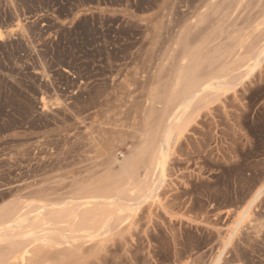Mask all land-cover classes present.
Returning <instances> with one entry per match:
<instances>
[{"label":"rangeland","instance_id":"1","mask_svg":"<svg viewBox=\"0 0 264 264\" xmlns=\"http://www.w3.org/2000/svg\"><path fill=\"white\" fill-rule=\"evenodd\" d=\"M0 33V264H213L264 183V0H0ZM98 193L104 234L28 235ZM222 252L264 264V190Z\"/></svg>","mask_w":264,"mask_h":264},{"label":"bare ground","instance_id":"2","mask_svg":"<svg viewBox=\"0 0 264 264\" xmlns=\"http://www.w3.org/2000/svg\"><path fill=\"white\" fill-rule=\"evenodd\" d=\"M3 37L4 36L0 33V39H3ZM263 57H264V50L263 51H260L258 53V55L255 58V62H254L255 64L254 65L255 66H258L260 64L261 60L263 59ZM222 70H223V72H220V73H218V74H216L214 76H211L208 79H202V80H198L197 79L198 81L197 80L192 81V83L189 85V89L187 90V87H186L185 90H183L182 94L179 95L176 98V100H175V105H174L175 107H174V109L176 110V112L173 114V117L170 119L168 125H170L171 123H174V124L177 123L178 124V120L180 121L181 119H183V118H180L179 116L181 114H184V116L187 114L186 113V110L189 107L192 108L191 105H193L192 104L193 100L196 97H198L201 93L208 92V90H211V89L213 90V89L219 88L220 85H225V83L227 81L226 80L227 79V75H225L226 74V71H224V69H222ZM209 92H211V91H209ZM195 102H193V103L195 104ZM169 103H170V101H169ZM180 125L181 124L179 123V125L177 127H179ZM177 129H179V128H177ZM174 132H176V131H174ZM168 136L169 135L165 136V138H164V136L162 137V138H164V143L161 142V148L159 149L160 150V160H161L162 165L165 163V160H166L167 154H168V140L170 139V138L168 139ZM162 143H163V145H162ZM169 149H170V147H169ZM157 157H158V155H157ZM158 160H159V158H158ZM156 167H158V166H156ZM155 171H156V169H155ZM153 174H154V172H153ZM129 178H130V176H129ZM131 179H132V177H131ZM129 181H131V180H129ZM133 181H134V179H132V182ZM130 184H131V182H130ZM125 185L127 187V181H126V184ZM153 190H152V192H155ZM263 190H264V183H263V185L261 187H259L254 192L253 196L249 199V201L246 203V205L242 207L240 217L238 218V220H237V222H236L233 230L231 231V233H230V235H229V237H228V239H227V241H226V243H225L224 248L222 249V251L225 249V246L229 243L230 239L234 235V232H235L236 228L240 225L241 222H243V220H245V218L247 217V215L250 212V209H251L252 205L261 196ZM134 191H136V189ZM152 192L150 191L148 193V195H150V196L152 195L153 196V194H151ZM124 198L125 197H123V201H124ZM133 198H130V199L133 200ZM130 199H126V200L131 201ZM111 200L112 199L110 198V196L107 193H105V194L98 193V194L92 196L90 198V200H89V203L91 202V204H93V206H87L84 209H80V210H77V211L74 210V211H71L69 213H66L67 211L65 213L56 212V213L52 214L51 217L48 218V219L41 218L39 220L38 224L35 227H33V228L31 227L28 235L31 236L32 239H37L38 237H40L41 233H43L44 231L51 230V226H56L58 224H61V222H67V223H73V225H71L72 230L80 238L100 236V235L104 234V232H106L105 231V226L107 224L105 225V222L104 223H101L100 222L103 218H105V215L106 214L104 212H100V209H98V206L99 205H103L104 202L106 204H110V203H112V201L114 202V200H112V201ZM120 200H121V198H120ZM134 200H136V199L134 198ZM118 201H119V199H118ZM133 201L131 203L133 205H135L136 202L134 203ZM124 202H125L124 204H127L126 202H128V201H124ZM128 203H130V202H128ZM132 204H130V205H132ZM29 220H30V214L28 215V217L16 218L14 220L11 217L0 218V241H2V240L5 239V238H3L4 235H9L8 237H12L13 236V235L8 234V232L11 233L13 231V227L14 226H25L24 224L26 222H29ZM108 224H109V222H108ZM59 226H62V225H59ZM106 228H108V227L106 226ZM58 229H60V228L58 227ZM53 230H54V228H53ZM64 230H67V228L64 229ZM52 233H54V232H52ZM55 233H57V232H55ZM67 233H69V232H67ZM48 235L50 236V234H48ZM45 238H47V237H44V239ZM65 238H66V236H65ZM47 240H49V239H47ZM49 241L50 242H53L52 240H49ZM222 251H220V253L217 256V259L215 260V262L213 264H217L220 261V258H221L222 253H223Z\"/></svg>","mask_w":264,"mask_h":264}]
</instances>
